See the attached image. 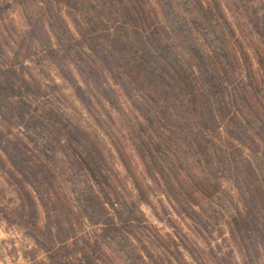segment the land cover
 <instances>
[{"label":"rangeland","instance_id":"obj_1","mask_svg":"<svg viewBox=\"0 0 264 264\" xmlns=\"http://www.w3.org/2000/svg\"><path fill=\"white\" fill-rule=\"evenodd\" d=\"M13 2L10 16L0 8V145L22 139L26 168L44 179H23L0 148V199H30L57 225L68 242L58 264H264V55L245 31L264 40V20L238 21L241 0H136L146 19L133 29L122 16L132 0ZM110 37L167 44L149 63L156 71L169 59L197 73L181 43L204 48L214 69L197 76L220 79V94L198 83L193 102L177 96L193 111L168 105L178 86L164 74L163 101L158 81L145 83L138 57ZM241 181L254 188L237 204ZM249 234L261 242L251 253L241 249ZM7 244L0 239V264L32 256ZM241 251L248 260L234 262Z\"/></svg>","mask_w":264,"mask_h":264},{"label":"clouds","instance_id":"obj_2","mask_svg":"<svg viewBox=\"0 0 264 264\" xmlns=\"http://www.w3.org/2000/svg\"><path fill=\"white\" fill-rule=\"evenodd\" d=\"M8 6H10V8L9 11L5 13L6 17L16 12L19 7L13 0H0V8ZM127 6L130 10L135 11H139L144 7L143 4H138L136 0H132ZM245 10H247L246 14ZM254 10L255 15H253ZM249 17L264 20V0H241L240 11L237 13V20L241 21L242 24H247ZM245 31L250 33L248 46L258 50L261 55H264V40L257 37L254 32H251V25H247ZM250 70V65L242 66L238 73V78L242 80L243 73ZM247 160H255L256 163H260V157L256 154H248ZM259 183L261 187H264V182ZM238 187V193L232 192L234 197L238 196L236 200L237 204L246 200L253 191L254 185L247 181H241ZM230 191L232 190L230 189ZM10 195L12 197L11 201H9L8 198L0 199V239L6 242V247L12 246L7 244L8 239L11 238L13 241L17 242L18 250H31L32 256H30L26 262L21 259L18 264H58L60 256L63 254L64 248L68 242L58 239L57 225L46 220L43 213L38 211L35 207L30 208L28 204L22 203V197H17L15 193H10ZM135 204L136 213L139 214V201L136 200ZM45 207L50 208L47 204ZM220 212H225V209L221 208L216 215L219 216ZM227 214H232L231 208H227ZM25 233H28V235L25 236ZM29 237L38 240L39 246ZM242 239L243 244L241 245V249L247 246L248 253L252 252L253 246H258L261 243L255 240L250 234L248 236H242ZM229 247H231L230 244ZM259 255L260 250L258 249L257 256ZM248 258L249 257L241 251L239 257H234V262L241 259L247 261Z\"/></svg>","mask_w":264,"mask_h":264},{"label":"trees","instance_id":"obj_3","mask_svg":"<svg viewBox=\"0 0 264 264\" xmlns=\"http://www.w3.org/2000/svg\"><path fill=\"white\" fill-rule=\"evenodd\" d=\"M118 1L123 2V0H118ZM141 11H143V8H141L139 11L130 10L126 4L124 6V13L122 14L123 19H124L123 23H126L127 25L135 29L136 25L138 24L137 20H141L142 18V21L143 20L145 21L146 19V16H143ZM174 37L178 38V40L180 41L178 33H175ZM109 40L111 42L110 46H114L115 50L122 51V49L123 50L127 49L131 51L132 54L138 57V58L134 57L132 59L135 61V65L138 67V69L145 70L143 72L145 83L147 79L151 80L153 78L155 82L158 81L157 83L161 85L162 89L158 86L156 90H162V91L161 93H158V92L157 93L155 92V93L163 101L169 100L168 98L164 99L165 95H167V92H168V89H167L168 81L167 79H165L164 74L169 76V78L173 82V85L178 86V89L176 91V94L175 93H173V95L171 94L176 100L169 101L168 105H171V104L175 105V101H176L177 103L182 104V106H185L187 103L181 102V100L178 99L177 96L178 97L185 96L186 94L189 96H192V102H193V100L195 99V96L193 97L192 95L193 88L194 87L196 88L197 86H200L205 83H209L208 91H209L210 96L213 99H215V97L219 95L221 92L220 84L222 83V81L220 79H217L211 82L207 79L206 76L201 75L202 78L197 76V73L200 70L202 71V73H205L207 71L206 69H209V67L210 69L211 68L214 69V64L212 62L213 60L210 59L212 58V55H210L208 52L204 50V48H201L200 46L195 47L193 45H188L187 42L181 43L182 46L185 48L186 52L187 53L189 52L191 59L193 60L192 61L193 64L197 67V73H196V70L194 71V69L191 68V66L185 67L180 62H178V67H175L173 63L170 62L169 59H167L166 67H168L170 71L165 69V66L160 67L161 71H156V68L151 67L149 63L157 64V60L154 57L158 56L159 52H161L163 48H167L168 47L167 44H164V43L162 44L157 38H149V37L145 39L141 38L140 40H137L131 43L125 42L121 40V38L118 39L119 42H116V40L112 39L111 37L109 38ZM117 44L119 45V48ZM171 47H172V44H171ZM119 58L122 59V58H125V56L120 55ZM174 60L179 61L176 57L174 58ZM211 75L214 77L213 73ZM155 78H157V80ZM198 83H200V85H198ZM164 87H166V89L163 90ZM200 88L201 87H199V89ZM220 101H221L220 99L217 100V102H220ZM187 105H192V109L190 110L191 111L194 110L195 106L193 104L189 103ZM218 108L220 109L219 106ZM187 112L189 113V111ZM202 112H209V109L205 111L203 110ZM23 116H24V111H21V110L18 111L17 117L20 119ZM0 146H1L0 148L6 155L7 159L11 163V166H13L15 171L19 175H21L23 179H29V178L30 179H44L42 175L35 177L34 172L26 168V164H28V161L31 160V156L28 153L26 149V144L22 139H20L19 137H14L13 139H6L4 143ZM30 203H31V200L29 199V206L33 207V205H30ZM106 220L107 219L105 218V221H103L102 223H105ZM36 241L39 244V241L38 240ZM84 259H85L84 264H96L91 259L90 256H85Z\"/></svg>","mask_w":264,"mask_h":264}]
</instances>
